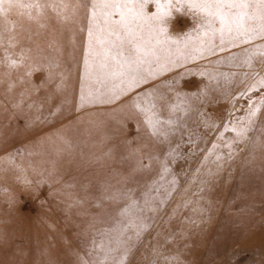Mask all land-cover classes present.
Here are the masks:
<instances>
[{
  "label": "snow or ice",
  "instance_id": "snow-or-ice-1",
  "mask_svg": "<svg viewBox=\"0 0 264 264\" xmlns=\"http://www.w3.org/2000/svg\"><path fill=\"white\" fill-rule=\"evenodd\" d=\"M177 14L191 16L194 27L173 35ZM72 64L78 66L77 112L107 106L118 125L135 121L152 141L149 149L137 133L97 154L56 129L63 147L48 153L44 168L16 163L39 155L35 149L0 148V171H15L26 187L75 190L69 208L77 209L84 235L70 248L72 264H135L145 238L160 223L171 226L183 208L200 221L210 218L204 193L230 183L233 169L247 165L249 180L264 173V0H0V110L24 116L59 96V105L46 116L29 115L28 124L78 119L69 116L66 95ZM188 75L209 83L183 93L176 85ZM49 84L54 92L33 99ZM221 99L230 106L216 115ZM109 140L104 135L99 143ZM7 202L11 207L14 200ZM161 234L148 246L149 264L157 258L183 264L178 254L162 251ZM9 247L0 231V249Z\"/></svg>",
  "mask_w": 264,
  "mask_h": 264
},
{
  "label": "rangeland",
  "instance_id": "rangeland-1",
  "mask_svg": "<svg viewBox=\"0 0 264 264\" xmlns=\"http://www.w3.org/2000/svg\"><path fill=\"white\" fill-rule=\"evenodd\" d=\"M194 24L191 16L177 14L170 25V32L179 35L193 28ZM77 69V65H71L66 95L72 101L69 116H78V119L71 122L64 120L58 123L53 120L50 123L28 124L29 115L46 116L53 105H59L62 99L59 96L45 103L39 112L26 110L24 116L18 117L11 109L7 112L0 110V148L6 147L11 154H15L17 149L25 153L35 149L40 153L25 159L17 157L16 163L26 165L31 160L37 162L39 168L48 167L41 161L49 159L48 153L55 148L63 147L54 135L56 129L65 137L72 138L79 147H83L80 142H84L87 144L86 151L97 154L124 137L135 136L137 133L144 137V143L148 144L149 149L152 147V141L146 138L142 127H133L135 121H128V126L122 128L106 115L107 106L76 111L75 101L79 93ZM34 81L40 83L41 78L34 77ZM208 83L207 77L188 75L180 77L176 87L190 94L198 93ZM49 92H54L53 84L41 88L33 99L43 100ZM229 106L228 100L221 99L213 107L218 115L221 109ZM240 107L238 104L237 108ZM207 108L205 106V111ZM98 121H106L107 127L96 130L94 124ZM104 135L110 137V140L102 145L99 141ZM79 147L76 149L77 154ZM154 155L161 158L158 151ZM3 159L4 154H0V161ZM246 168L247 165L233 169L230 183L220 184L204 193L212 208L210 218L200 221L197 214L185 207L179 217L174 218L171 226L158 224L152 234L145 238V246L137 253L135 264H149L152 254L148 246L155 243L157 231L162 233V251L178 254L183 264H264V173L257 170L249 180L245 178ZM28 175L30 179L34 178L31 171ZM75 194V190L69 191L62 185L50 188L48 185L33 184L26 187L16 179L15 171H0V231L5 232L11 242V247L0 249V264H72L70 248H77L84 235V225L75 215L77 209L69 208L71 197ZM9 196L14 200L11 207L7 202ZM189 217L198 223L191 224ZM170 231L172 236L165 243L164 236ZM45 249L48 255H41ZM21 251L25 254L21 255ZM157 264H162L158 258Z\"/></svg>",
  "mask_w": 264,
  "mask_h": 264
}]
</instances>
